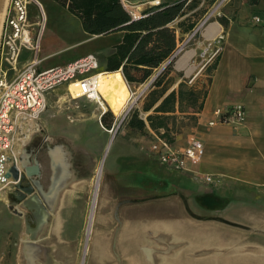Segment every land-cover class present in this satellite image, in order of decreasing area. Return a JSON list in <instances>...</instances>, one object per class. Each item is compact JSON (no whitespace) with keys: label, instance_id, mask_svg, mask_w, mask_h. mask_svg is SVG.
Returning <instances> with one entry per match:
<instances>
[{"label":"crops","instance_id":"crops-1","mask_svg":"<svg viewBox=\"0 0 264 264\" xmlns=\"http://www.w3.org/2000/svg\"><path fill=\"white\" fill-rule=\"evenodd\" d=\"M38 1L40 13L34 16L31 11V15L35 21L43 23L40 36L41 51H39L41 69L64 66L82 57L73 55L69 59L59 60L57 65L45 66L52 55L81 46L85 42L105 38L113 40L106 54L98 44L85 54L92 53L96 56L113 53L115 46L122 42L124 31L116 30L108 34L86 32L79 16L69 9L70 4L76 5L77 2L47 0L52 8H59L63 12L65 21L74 23V27L80 30V35L83 37L77 42H71L62 50L47 52L48 39L43 30L48 12L44 7V0ZM162 1L163 4L176 2V0ZM119 2L122 5L121 0ZM229 2L230 0L223 2L218 17L213 15L212 21L175 61L168 76L160 85L145 90L136 106L143 119L150 114H161L163 112H157L156 107L169 93L175 91L177 93L175 109L173 112H166L174 115L178 130L172 146L175 149H184L193 137L197 138L205 147L203 159L198 164L190 165L188 170L178 171L162 164L155 155V159L139 155L140 179L141 182L146 181V184H142L139 195L145 199L140 202L139 222H125L119 235L114 234L109 223L105 227L94 223L89 264H150L142 246H155L154 238L159 230H166L173 240L180 239L194 247L223 249L221 253L208 254L200 258L193 257L191 252L183 250L184 253L177 252L173 254L175 256L165 257L166 260L159 257L161 261L159 263L162 264H264V92L259 87L263 86L264 0H241L239 4L232 5ZM134 5L132 10L122 5L133 18L141 16L153 7L152 4L143 3L142 0ZM208 13L210 11H206L199 20ZM255 15L261 18V23L256 24L253 21ZM212 25L215 26L211 27ZM221 29L226 32L221 52L212 62L204 66L201 54L208 41ZM187 34H181L177 30V46ZM250 49L255 55L258 51L262 55L251 57L246 53ZM193 50L194 55L188 66L181 65V57ZM44 51L46 53L43 54ZM32 56L30 51L23 50L20 66ZM22 57H24L23 61ZM255 57L259 60L257 67L242 72L237 60L246 61ZM213 64L214 69L209 74L207 67ZM189 68H193L192 71H189ZM99 72L108 74L107 71ZM113 75L123 82L118 74ZM205 76H209L211 80L206 86L204 96L202 90L205 86ZM102 81L103 92L107 81L105 79ZM126 83L125 81L124 85L118 87V95L124 101L131 100L136 93L144 89V85H140L138 92L131 90V94H128L125 89ZM129 87L131 88L130 85ZM180 89L195 91L196 102L187 99L180 101L178 97ZM61 90L66 92L65 87ZM103 98V106L96 103L100 109L99 120L102 126L101 116L108 110L116 116L114 108L117 106L106 96ZM145 104L151 106L149 111L143 110ZM201 104L203 107L198 110ZM237 104H243L246 109V119L242 125L238 127L230 124L208 125L215 109H229ZM108 120L110 121V117ZM116 121L115 117L113 128L116 126ZM146 132L154 142L157 134L149 126ZM208 175L212 177V181L206 180ZM76 186L61 194L58 207L52 212L54 213L52 221L56 223L59 238L61 227L67 229L66 222H71L78 213H82L79 204L84 195L79 193ZM4 191L0 192V208L7 207L1 198ZM126 193L133 194L129 196H136L135 191L132 190H126ZM126 208L125 214L128 212ZM13 220L15 221L14 217ZM17 222L20 224L19 218ZM61 222L62 224L64 222L63 226ZM17 232H20L19 226ZM203 233L204 237H200ZM246 247H253L256 251L251 253L241 251Z\"/></svg>","mask_w":264,"mask_h":264},{"label":"rangeland","instance_id":"rangeland-1","mask_svg":"<svg viewBox=\"0 0 264 264\" xmlns=\"http://www.w3.org/2000/svg\"><path fill=\"white\" fill-rule=\"evenodd\" d=\"M224 1L226 0H201L200 5L194 11L204 9V11H210L212 15L218 17L219 9L223 8ZM240 1L230 0L229 3L231 5L233 3L239 4ZM136 2H139V0H131L132 4ZM43 4L48 12L43 30L45 37L48 39L47 52L62 50L71 42L74 43L83 38L80 35V30L74 27V23L71 24V22L65 21L66 18L59 8H52L47 0H44ZM30 10L34 16L40 13V8L35 3L30 6ZM111 41L113 40L107 38L98 41L92 40L73 49L63 50L59 54L52 55L45 66L57 65L59 60L69 59L73 55H76V57L83 56L91 48L94 49L93 47H96L97 44L101 46L102 52L106 54ZM44 53L46 52L44 51ZM246 53L251 57L262 55L259 51L255 55V52L251 49ZM97 57L102 64V69L105 68L106 56L97 55ZM256 57L246 61L237 60L242 72L257 67L259 60ZM23 59L24 57L21 58L22 61ZM94 72L97 71L92 73ZM209 79V76L204 77L203 94L206 92ZM124 83L116 79L111 87L104 89V96L113 104L123 101L118 95V87L124 85ZM262 84L263 86L259 87L264 92V68ZM62 88L63 86H60L47 94V107L39 116V119L36 120L40 125L39 130H33L29 126L26 131H20L18 136L24 137L31 132V137L24 146L25 152L27 151V161L29 164L38 163L40 165V182L45 191L49 189L52 179L49 149L57 145H65L71 152V163L75 169L76 177H78L77 180H79L76 188L79 193L84 195L83 200H80L82 201L81 204H79L82 213H78L77 219L75 217L71 222H66L67 229L61 227L60 238L58 237L56 223L52 221L43 241L46 243L48 239L57 242L55 249L64 255L69 254L67 256L70 258V264H89L94 223H99L103 227L109 223L114 234L119 235L125 222H139L140 202L145 200L139 195H141L142 184H146V181L141 182L140 179L139 155L154 158L151 151L153 139L149 137L148 133L133 129L127 123L128 117L137 108V102L141 96L136 100L135 98L143 93L142 89L140 92L137 91L140 85H131L130 88L126 83L125 89L128 94H131V90L139 94L136 93L131 100H125L126 103L121 109L120 106L114 108L116 116L113 115L117 118V123L113 132H109L100 124V109L95 102L75 95L71 99L64 90H61ZM63 95L64 97H62ZM59 147L66 148L64 146ZM99 168L100 174L97 176ZM20 171L23 172V169H20ZM96 182H98L97 186ZM29 183L31 181L26 178L23 180L22 185L26 186ZM13 187L15 189V184ZM126 190L135 191L136 196H129L133 194H127ZM95 191L97 192L96 198ZM14 201L4 203L7 207L0 208V264H20L19 256L21 255L23 243L26 238L32 239L33 237L31 233L28 235V232L29 230L31 232L36 230L40 223L37 215L32 210L17 205ZM125 207L128 209L126 214ZM48 211L53 220L54 213L50 209ZM90 215L91 226L88 233L87 227L90 222ZM18 218L21 221L20 224H17ZM213 219L218 220L214 217ZM18 226L20 227L19 233L17 232ZM62 241L66 244V247ZM154 244L155 246L150 247L166 250L164 245L157 243L155 240ZM252 248L246 247L241 251L245 253H251V250L256 251L255 248ZM218 252H223V249L219 248ZM158 255L160 261L159 257L164 256V254ZM159 261L158 264H162Z\"/></svg>","mask_w":264,"mask_h":264},{"label":"built area","instance_id":"built-area-1","mask_svg":"<svg viewBox=\"0 0 264 264\" xmlns=\"http://www.w3.org/2000/svg\"><path fill=\"white\" fill-rule=\"evenodd\" d=\"M121 2L126 9L132 10L135 7L129 0ZM142 2L153 6L163 5L162 0ZM34 3L39 6L38 0H8L0 33V192L9 185L11 179L7 174L10 167L15 164L14 149L18 133L24 132L27 125L45 111L48 93L63 86L71 98L74 95L72 86L75 85V91L80 94L79 98L96 102L94 78L100 71V61L95 54L84 55L64 66L40 68L39 51L43 23L35 21L31 15L30 6ZM212 18L211 13L206 14L187 34L173 55L176 60L193 40H196ZM253 21L256 24L261 23V18L255 15ZM225 38L226 32L221 29L208 41L201 54L204 66L219 55ZM23 50L30 51L33 56L20 66ZM93 71L97 72L92 73ZM156 76L144 85L143 91L151 86ZM245 119V106L237 104L229 109H215L208 125L230 124L238 127ZM107 130L113 132L115 127ZM151 151L168 168L185 171L190 165L201 162L205 147L202 141L193 137L184 149H175L165 139L156 136ZM206 180L212 181V177L208 175Z\"/></svg>","mask_w":264,"mask_h":264},{"label":"trees","instance_id":"trees-1","mask_svg":"<svg viewBox=\"0 0 264 264\" xmlns=\"http://www.w3.org/2000/svg\"><path fill=\"white\" fill-rule=\"evenodd\" d=\"M69 9L81 19L83 28L90 34H108L116 30L124 31L122 42L115 46L113 53L105 58L107 75L118 74L123 82L129 85H145L153 77L150 88L156 87L172 71L176 61L173 57L177 50V30L182 34L191 32L206 11L198 9L201 0H176L172 4L153 6L137 18L130 16L122 7L119 0H73ZM213 3V2H212ZM214 64L207 67L211 74ZM121 71V73L119 72ZM160 71V72H159ZM159 72V74H158ZM209 79V83H210ZM103 81H101V85ZM103 95V92L101 90ZM205 96V93H204ZM104 97V96H103ZM179 100H197L193 90L178 92ZM177 93L172 91L156 107L157 112L143 119L136 108L128 117V125L141 132H146L149 126L157 136L173 144L178 133L173 112ZM125 101L114 103L124 106ZM203 105H199L201 110ZM151 106H143L144 111H149ZM110 117V121L108 120ZM115 116L108 110L101 116V123L107 129L113 128ZM147 133V132H146Z\"/></svg>","mask_w":264,"mask_h":264},{"label":"bare ground","instance_id":"bare-ground-1","mask_svg":"<svg viewBox=\"0 0 264 264\" xmlns=\"http://www.w3.org/2000/svg\"><path fill=\"white\" fill-rule=\"evenodd\" d=\"M7 1L8 0H0V33H1L2 24H3L5 9L7 6ZM213 26H215V25H212L211 27H213ZM193 55H194V50L190 51V52H186V54L181 57L180 64L183 66L184 65L188 66L189 61ZM192 69L193 68H189V71L190 70L192 71ZM103 72H105V71H103ZM102 79H105L107 81L106 82V88H109L115 82V80L117 79V76L116 75H104V73L98 72L96 77L94 78L95 87H96V91H97L94 93V96L96 97L95 103H97L98 105H101V106H103V103H104V98H103V95L101 93V90H102L101 89L102 88L101 81H102ZM75 89H76L75 85L72 86V90H73L74 95L76 97H80V94L78 93V91H75ZM62 97H64V95ZM38 119H39V117H37V119H33L29 125L33 130H36V131L39 130V128H40V125L36 121ZM30 133H27L24 137L17 136V139H16L17 143H16V147L14 149V163L17 165L19 170L20 169L25 170V168L28 165H30L27 161V155H26L27 151L25 152V148H24L26 141L28 139H30V137H31ZM59 146H64L66 148H62ZM48 153H49V156L51 159V165H52V179H51V184L49 186V189L47 191H42L43 198L46 202V209L44 207L42 208L40 206V204H38V203L36 204V202H34L33 209H35L38 212V219H39L40 223H39L38 227L36 228V230H34L33 232H31L29 230V232H28V235L31 233L33 237H32V240H30V238H26L24 243H23L21 255L19 256V261H21L20 264H70V258H69V256H67L69 254L64 255L60 251L55 249V246H57V244H58L57 242H54L52 240L47 239V242L44 243L43 240L45 239V236H46L45 234H47L48 228L51 227L50 224L52 222V219H51V216H50L48 210L50 209L51 212H54L58 207V203H59V199H60L61 194L63 192H65L66 190H68L69 188H71V189L74 188V186L76 185V183L79 180H77L78 177H76V174L73 173V171L71 169V166H70L71 165V152L69 151L67 146H65V145L54 146V147L49 149ZM99 174H100V168L97 172V176H99ZM17 183H18L17 180L12 179V178L10 179L9 185L4 189L6 191L3 190L4 192L1 195V198H2L4 203L7 204L11 201H14L13 198L15 196H17V193H16V190L14 189L13 185L17 184ZM96 183H97L96 184V186H97L98 182H96ZM96 191H95V198H96V194H97ZM14 203L17 204V201H14ZM20 204L22 206L27 207L26 204L23 202ZM89 217H90V222H89L88 227H87L88 233L90 231V226H91V215ZM169 229H171V228H169ZM165 231L159 230L157 232L155 238H154V240L157 243L164 245V248H166L165 251H164V249L159 250L157 248L149 247L146 245L142 246L144 251H145V254L147 255L146 258H148L150 264H158V261H159V259H158L159 255L158 254H161V255L164 254V256L162 255L160 257H162V259L166 260L165 257H168V256L171 257V255H173L177 252H183V250H186V252H191L192 254L191 253L190 254L196 258L205 257L208 254L219 253L218 252L219 248H215V247L204 248V247H198V246L194 247L186 241H182L180 239L173 240L172 236L169 233H167V231L166 232ZM208 234H209V232H208ZM203 235H204V233L201 234L200 237ZM182 245H185V246H183V247H185L184 249H182L183 248ZM251 252H253V251L251 250ZM173 256H175V255H173ZM212 262H213V260H212ZM182 264H184V263H182Z\"/></svg>","mask_w":264,"mask_h":264},{"label":"water","instance_id":"water-1","mask_svg":"<svg viewBox=\"0 0 264 264\" xmlns=\"http://www.w3.org/2000/svg\"><path fill=\"white\" fill-rule=\"evenodd\" d=\"M141 95L142 93L136 99H138ZM70 166H71L73 173H75V169L73 168L72 163ZM23 172L20 171L17 165L15 164L12 165L8 171L7 176L9 178H12L18 181V183L15 184V190H16L17 196H15L13 199L17 201V205L22 206L20 203L22 202L25 203L27 207L25 206H22V207L32 210V212H34L38 217V212L35 209H33L34 202H36V204L37 203L40 204L42 208L46 207V202L42 195V191H45V190L42 188V184L40 182V177H41L40 165L38 163H30V165H28L25 168V170L23 169ZM26 178H29L31 183H29V185L24 186L22 185V183H23V180Z\"/></svg>","mask_w":264,"mask_h":264}]
</instances>
